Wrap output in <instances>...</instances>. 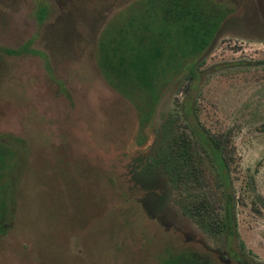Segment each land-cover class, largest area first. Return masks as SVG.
Here are the masks:
<instances>
[{
  "label": "rangeland",
  "instance_id": "obj_1",
  "mask_svg": "<svg viewBox=\"0 0 264 264\" xmlns=\"http://www.w3.org/2000/svg\"><path fill=\"white\" fill-rule=\"evenodd\" d=\"M135 1L0 0V49L28 50L0 51V137L19 152L0 264H158L181 250L237 264L215 218L223 189L209 158L193 166L200 185L173 184L165 166L194 122L227 162L232 250L264 264V0H216L232 13L196 79L172 83L140 133L134 108L97 67L101 32Z\"/></svg>",
  "mask_w": 264,
  "mask_h": 264
},
{
  "label": "trees",
  "instance_id": "obj_2",
  "mask_svg": "<svg viewBox=\"0 0 264 264\" xmlns=\"http://www.w3.org/2000/svg\"><path fill=\"white\" fill-rule=\"evenodd\" d=\"M231 13V9L216 0H137L105 26L97 44V67L108 86L134 108L139 133L150 126L159 102L172 83L183 73L189 80L196 79L197 66L203 63V55ZM46 15V8L39 6L37 21L41 23ZM22 50L0 49L7 55H20ZM199 126L194 122L189 136L168 148L169 156L165 155L168 174L173 176L171 181L175 185L181 181L200 185L202 172L194 171L193 166L200 162L201 155L209 158L223 189L222 214L217 213L215 218L225 234L228 256L237 264H257L232 250L238 234L227 162L216 143ZM145 140L138 134L136 145L141 146ZM12 141V136L0 137V238L12 230L17 207L14 172L19 169V152ZM158 264L214 262L207 253L181 250L164 254Z\"/></svg>",
  "mask_w": 264,
  "mask_h": 264
}]
</instances>
